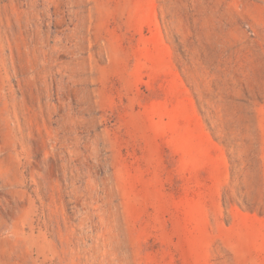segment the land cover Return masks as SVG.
I'll return each instance as SVG.
<instances>
[{"label":"rangeland","instance_id":"obj_1","mask_svg":"<svg viewBox=\"0 0 264 264\" xmlns=\"http://www.w3.org/2000/svg\"><path fill=\"white\" fill-rule=\"evenodd\" d=\"M0 264H264V0H0Z\"/></svg>","mask_w":264,"mask_h":264}]
</instances>
